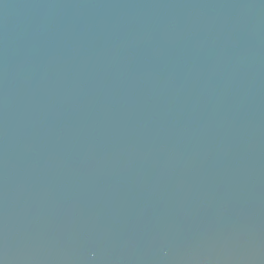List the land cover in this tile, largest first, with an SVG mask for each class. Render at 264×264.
<instances>
[{"label": "water", "instance_id": "obj_1", "mask_svg": "<svg viewBox=\"0 0 264 264\" xmlns=\"http://www.w3.org/2000/svg\"><path fill=\"white\" fill-rule=\"evenodd\" d=\"M0 264H264V0H0Z\"/></svg>", "mask_w": 264, "mask_h": 264}]
</instances>
